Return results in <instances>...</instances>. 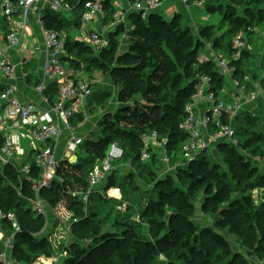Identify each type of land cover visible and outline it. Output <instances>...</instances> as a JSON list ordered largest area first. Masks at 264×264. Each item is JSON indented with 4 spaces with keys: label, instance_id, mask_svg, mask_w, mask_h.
I'll use <instances>...</instances> for the list:
<instances>
[{
    "label": "trees",
    "instance_id": "1",
    "mask_svg": "<svg viewBox=\"0 0 264 264\" xmlns=\"http://www.w3.org/2000/svg\"><path fill=\"white\" fill-rule=\"evenodd\" d=\"M84 1L68 0L74 10H83ZM129 1L132 3L136 0ZM199 1H203L202 7L207 13L215 10H219L222 13L221 19L217 24H207L198 28L199 38L198 36L196 37V34L194 35L190 26H181L177 16L166 20L160 13L156 12L150 13L145 20H142L137 12L132 13L130 19L133 28L124 32V26L122 24L117 25L109 33L108 45L101 51H95L86 43L74 40L72 37L69 40L66 36L65 51L68 53L66 59L70 62V67L74 71H88L94 65L101 70L110 69L111 76L120 88L117 93V101L120 104L119 108L128 109L127 111H129V116L123 115L120 118H130L127 122L132 127L119 128L115 113H112L108 117L110 124L106 125L103 130L101 129L102 131L98 138H85L78 146V152L80 150L81 153L76 154V162L74 164H67L66 168L64 167L65 164L62 165V169L58 173L65 177L67 185L73 186L72 183L74 182L76 185H79L82 192H85L88 188L86 183L87 174L93 168L96 161L105 156L110 143L118 142L123 148V156L118 162L129 158L132 164L140 165L142 161L141 138L155 131L160 139H167L166 151L170 156V165L174 166L181 160L182 164L177 165L174 170L175 175L179 176L181 183L177 186L173 185L172 177L174 173L166 172L167 175L161 174L156 183H159V185L171 184L173 188L159 190L158 198L152 203L151 210L142 211L143 217L148 219L149 224L151 222L160 223L161 230L165 231L169 225V223L166 224L164 222L166 218H169V222L172 223L185 219V216H177V214L169 210V207L173 206L172 210L193 212L197 195H203V200L205 201H202L200 204L201 210L204 212L209 210L207 203L208 207H214L218 211V218L215 219V222L220 229L235 232L240 227V221H245L249 226V235L244 242V245L248 247L246 251L248 258L242 254L235 253V256H229L221 264H253L252 257H255L259 261L264 260V170L255 165L250 158L260 157V160L264 161V101L259 104V109L255 116H252L247 111H242L238 114L235 120L238 147L231 146L228 143H219L217 145L216 153L223 163L222 170L221 164H218L215 158L211 159V155L207 153L199 154L191 162H185L180 159L179 150L183 143L187 141V134L179 126L185 116L184 106L191 101V96L196 90L199 75L208 74L211 76L214 91H218L223 85V77H221L218 69L211 61L199 62L197 60L205 43L210 42L214 50L230 55L232 52L231 41L236 33L244 32L247 39L252 36L250 32L246 31L248 26H258L264 29V0H243L241 2L244 4L242 12H238L241 10H238L234 3L235 0H230V3L225 6V11L222 10V3L213 4V0ZM114 11L115 7L112 4V0H103L104 19L111 21ZM59 16V14L53 12H44L42 16L43 27L60 33L61 29H64V26L61 20H59ZM78 20H80V15L77 14V18L71 25L77 27ZM225 27L226 29L223 30ZM122 33L135 38L130 44L128 52L117 55V63L110 66L104 59H114L119 46L116 36ZM186 33L188 36L184 37ZM168 37L172 41L180 42L183 46L185 45L191 49L189 52H186L181 60V64L184 66L186 72L192 73L190 78L182 86L176 84L177 80L173 77L162 79L160 83L139 84L137 81L138 77L144 80V78L149 77L151 74H157V72L164 69L159 66V62H153L151 46L145 40H142V38L147 39L152 44L161 45L163 40L168 39ZM255 52L258 55V50H255ZM138 60L141 62L138 63ZM254 60L255 56L253 53L246 51L236 64L234 76L241 78L248 74L253 78H259V73L257 75L252 73L255 69ZM142 63L144 67L141 66ZM141 68L143 71L147 69V75L141 73ZM156 74L153 77L160 80ZM262 86L264 89V78L262 79ZM46 93L54 94V91L49 88ZM132 98L144 99L143 108L132 110L128 107L126 108V103ZM48 100L54 103L56 99L48 98ZM96 103L98 105L102 104L99 99H96ZM88 106L90 107L91 104L89 103ZM89 109L90 112L91 107ZM83 119L81 114L76 115L72 121L73 126L81 123ZM223 122L226 123L227 120L224 119ZM119 137L122 140L118 141ZM149 152V159L143 162L152 163L153 165L159 163L161 170V167L164 165L159 159L158 150L151 148ZM82 153L84 154L82 155ZM176 160L177 162L175 163ZM31 162L29 175L24 177L21 183L18 181L16 173L9 168L4 169L3 176L0 175V207L5 211L12 212L16 216L21 228V232L15 236L12 251V256L17 261L20 258L28 261L35 251L40 253L46 252L45 254L47 255L51 253L50 250L47 252L44 240L39 242L31 241L29 239L30 236H28V233L36 230L37 226L38 231L43 227L42 217L40 215L34 216L35 214L32 211L30 203L35 195L32 190V180L38 177L40 171L32 159ZM225 167L228 169H225ZM73 171L79 172L80 175L78 177L72 176ZM117 172L115 167L106 178L105 181L107 183L101 188L102 191L116 186L115 182L117 180L115 176H117ZM70 178L72 181H70ZM220 179H222V182H229V184L234 182L235 190L233 191L237 193L234 200H229L226 188L220 186ZM13 186H20L22 188L20 192H17ZM62 187L59 183L54 182L48 189H42L40 196L42 199L44 194H54L57 196L56 194H59V192L64 194L70 189V187H65L66 189L64 188L65 190L62 191ZM254 191H258L260 196H262V198H259V202L253 197ZM90 198L94 199V201L104 200L97 194ZM77 201L72 202L76 209V205H78ZM80 210L82 212L81 208ZM93 213L92 210H89V215L87 213L84 214V217L79 219L76 224L82 222L81 220H93ZM131 227L130 224L120 221L119 228L122 230V233L119 237L112 232L103 231L98 234L96 232L88 234L87 238H83L86 239L85 244V240L78 241L76 238V241L72 242V245L68 249L69 256L63 260L62 264H86L87 258H90L91 255L98 256L100 254L96 264H104L102 255L107 247L105 243L113 241L118 247L123 248L125 246H123V243L128 238L127 235H131L133 231ZM252 228L259 230L263 235L261 240L251 237ZM200 233L206 237H210L211 244L213 245L212 248L219 251L218 256H223L222 253L228 250V242L221 234L211 233L208 228H203ZM178 234L175 235V240L166 234L164 242L168 240L171 245L183 248L195 237L192 227H187L183 230L182 235H184V240L182 242H178ZM95 238H99L96 244H94ZM75 244L78 247H74ZM147 244L148 241L142 239V244L140 245L142 254H139V256L134 255L131 261L128 260L130 255L123 256L124 264H143L145 259H152L150 254L154 256L158 251L153 246L148 250ZM34 246H37L36 250H34ZM201 251L200 249H196L189 250L192 254H173L172 257L167 256L166 261L161 262V264H212V258L201 254Z\"/></svg>",
    "mask_w": 264,
    "mask_h": 264
},
{
    "label": "built area",
    "instance_id": "2",
    "mask_svg": "<svg viewBox=\"0 0 264 264\" xmlns=\"http://www.w3.org/2000/svg\"><path fill=\"white\" fill-rule=\"evenodd\" d=\"M37 1L39 0H4L1 3V13L4 16L10 17L15 11L18 15V19L9 21V32L5 37L6 44L0 46V74L5 78L12 77L16 71V64L8 56L7 49L20 44L21 31L24 30L26 24L27 12ZM43 1L50 10L55 12L70 11L73 8L67 0ZM195 3L197 6H203V1L195 0ZM112 4L115 11L110 25L115 28L125 22L126 15L118 0H112ZM130 4V10L137 12L141 19L145 20L150 13L160 7L161 2L160 0H136ZM83 9L85 12L81 17L79 26V30H82V40L80 41L95 51H101L108 45V38L102 32L89 28L88 23L93 17L104 16L103 0H85ZM246 31L264 39V30L258 26H248ZM41 33L46 58L43 62V76L38 81L36 90L42 93L47 89L50 81L57 83V98L51 105L55 118L47 119L37 114L32 103L21 102L16 97V90L11 85L0 91V175L3 176L4 169L9 168L16 173L20 183L24 177L29 175L32 162L18 161L17 163L16 160H19L22 155L18 143L9 135L2 134L3 128L10 131L25 130V134L28 135L34 145L31 149L35 155L34 164L40 170L38 177L32 180V190L35 195L34 199L30 201L32 211L37 215L46 214L45 203L40 196L42 189H48L54 182L63 186L62 191L68 187L65 183V177L58 171L62 169V165L65 164L64 167L66 168L67 164L71 163L68 159L64 163L56 159L54 141L58 140L62 131L65 130L71 135L68 139L71 150L82 143L83 137L73 133L72 121L78 114L84 118L87 116L89 112L88 101L92 95L90 83L82 77L80 71L68 70L63 63L62 56L66 52L65 37L55 30L44 27H42ZM204 47L209 52L207 61H211L218 69L221 77H223V85L218 91H214L210 75L201 74L198 76L196 90L191 96V101L184 106L185 116L179 126L187 134V141L179 150V156L185 162L195 160L201 153L214 155L219 143H228L238 147V137L235 133V120L238 114L247 111L255 116L259 104L264 101V89H261L264 67L257 79L248 74L241 78L234 76L236 64L243 54L250 50L244 32H238L233 36L230 55L214 50L210 42H206ZM197 60L199 62L205 61L201 56H198ZM225 79L229 80L230 87L225 85ZM224 119L227 120L226 123L223 122ZM141 142L142 160H147L150 155L149 150L154 148L158 150L159 159L164 165L163 172L169 173L175 170L177 165H170V156L166 151L167 139H160L157 133L153 131L150 135H144ZM122 156V146L118 142L110 143L105 156L97 160L98 162L87 174L88 188L82 193L84 201L88 202L90 197L96 194L98 196L106 195L100 184L114 170ZM250 158L251 160L254 159L252 162L255 165L264 170V164L260 158ZM13 188L20 192L22 187L13 186ZM253 197L255 200L262 198L258 191H254ZM19 232H21V228L15 219V215L0 207V264H17V260L12 256V251L15 236ZM63 251L65 254L67 253L66 250ZM60 257L55 254L47 258L42 257L40 263L56 264L66 258L60 259ZM252 258L253 264H264V260L259 261L255 257Z\"/></svg>",
    "mask_w": 264,
    "mask_h": 264
},
{
    "label": "rangeland",
    "instance_id": "3",
    "mask_svg": "<svg viewBox=\"0 0 264 264\" xmlns=\"http://www.w3.org/2000/svg\"><path fill=\"white\" fill-rule=\"evenodd\" d=\"M241 2H243V0L234 1L238 10H241L238 12H242V8L244 6V4ZM216 3L224 4L222 10L225 11V6H226L225 0H217V1L213 0V4ZM213 4L211 5L215 6ZM165 16L168 17V15ZM221 16L222 13L219 10H215L210 13H207L206 10H202V12H195L190 15L191 18L195 19L193 22L190 23L186 22L185 16L180 17L179 21L181 23V26L193 27L195 23L211 25V24H217L221 19ZM79 31L80 34H82V30ZM196 31H198V28H196V30L194 31L192 29L194 35L197 34L196 37L198 36L199 38L198 32ZM251 34L256 36L254 33ZM187 36L188 35L186 33L184 37ZM123 37H125L124 43L128 45V47L124 50V52H122L125 53L128 52V50L130 49L129 46L135 37L132 38L129 35L124 36L123 34H119L116 36L118 45H120V42ZM256 37H254V39H256L258 42L256 41L254 43H258L262 45V43H264V39H259ZM142 40H145L147 44H150L153 62L154 61L159 62V66H161L164 69L163 71L157 72V74L156 73L151 74L149 77L144 78V80H141L138 77L137 81L139 84L147 85L148 83H160L162 79L171 78V77L177 80L176 84H178L179 86H182L187 82V80L190 78L192 73L186 72L184 66L181 64V60L182 57L185 56L186 52H189V50H191L189 47H186L185 45L183 46L180 42L172 41L170 37H168V39H164L161 45L152 44L145 38L144 39L142 38ZM122 53H119V47H118V51H116L114 59L109 60V58H105L104 60L110 66H113L114 64L117 63L116 61L118 57L117 55ZM191 56L193 55L191 54ZM256 57L255 59H258ZM139 62L141 61L138 60V63ZM254 64H255V69L253 70L252 73L257 75L258 64L257 62H255ZM141 66L144 67V64L142 63ZM92 67L90 68L93 69L92 72H88L87 70L85 71L81 70L80 71L81 75L82 76L84 75L87 80H89L90 78L100 79L101 78L100 72H101L104 74V76L105 74H107V77H110L114 84L116 83L110 74V69H105L100 71L97 70L95 65ZM194 68L196 67L194 66ZM146 70L147 69L143 71L142 68L140 69L142 74L147 75ZM90 74L93 75L91 76ZM96 74H98L99 76ZM109 74L110 76H108ZM154 74L159 76L160 80H158V78H154L153 77ZM224 83L225 85L230 87L229 80L225 79ZM116 87L119 88V85L116 84ZM261 89H263V86ZM92 91L95 93L96 87L92 86ZM99 99L102 104L98 105L95 102L94 106H92L91 108V111L88 112L89 115L83 119L84 121L82 123L85 126H87L86 132L92 134L93 138L95 137L98 138L100 132L104 129V127L110 124L108 117L112 113L113 114L115 113L114 115L118 122L119 128L132 127V125L127 122L128 120H130V118L129 119L120 118V116L123 115L129 116V111H127L128 109L119 108L120 104L118 103L117 98L116 99L99 98ZM143 100L144 99L142 98H132L129 100L128 103H126V108L128 107L130 110L136 108L142 109ZM80 130L81 129H79V131ZM120 140H122L121 137H119L118 141ZM33 146L34 145L32 141L29 139L28 135L26 134L23 135L18 141V148L22 152L31 150ZM211 157H212L211 159L215 158L218 164H221L222 166L221 170H222L223 163L221 161V158H219V155H217L216 153L215 155H211ZM32 160L33 161L35 160V155L32 156ZM143 161H147V160H142L140 165L132 164V161L129 158H127L125 161L123 159L120 162H117V165L115 166L118 171L117 176H115L117 180V182H115L116 186L106 191H103L106 195L99 196L101 197V199H104L102 201H94V199L91 198L88 200V202L84 201L82 197L83 192L78 190L79 185H76V183L74 182L72 183L73 186L68 185L70 189L68 190L67 193L61 194L59 192V194H56L57 196H55L54 194H44L43 199H45L44 201L46 206L45 208L46 214L40 215L42 217L43 227L41 228V230L39 229L38 231L37 229L38 226H37L36 230L28 233V236H30L29 239L31 241L39 242L41 240H44L46 245L45 248L47 252L48 250H50L51 253L47 255L45 254L46 252L40 253L35 251L30 256L28 261H25L23 258H20L17 261V264H41L40 259L42 257L43 258L51 257L53 254L61 256L60 259H63L65 257L67 258L69 256L68 249L72 245V242H75L76 238L78 239V241L82 240L85 237L87 238V235L90 234L91 232H96L98 234L103 231H109L117 235V237H119L120 234L122 233V230L119 228L120 221L130 224L132 226L131 228L133 229V231L131 235H127L128 238L125 239V242L123 243V246L124 245L125 246L123 248L118 247L113 241H109L108 243H105L107 247L105 249L104 254L102 255L103 256L102 260L104 261V264L105 262L106 264H124L123 256L130 255L128 259L129 261L132 260L134 255L139 256V254H142V250L140 249V245L142 244V239L148 241L147 244L148 250L153 246L158 251V253L154 254V256L150 254L152 259L150 258L145 259L144 262L145 264H161V262L166 261L167 256L172 257L173 254L176 255L178 253L192 254L189 252V250H196V249L202 250L201 254H205L208 258H212L213 261L212 264H221L223 261L228 259L229 256L232 255L235 256V253L240 255L242 254L244 257L248 258L246 252L248 247L244 245V242L249 235L248 224L245 221H240V227L235 232H230L227 229L224 230L220 229L215 222V219L218 218V211L215 210L214 207L211 206L208 207L207 201H206L207 208H209V210L207 212L201 210L200 204L202 201L203 202L205 201L203 200V195H199V194L197 195L196 200L194 202L193 212L182 211V210L178 211L175 209L172 210L171 208L173 206L169 207V210L173 211V213L177 214V216H185V219H180L177 223L174 222L172 223L169 222V218H166L164 222L166 224L169 223V225L168 226L166 225L167 228L165 231L161 230L160 223L151 222L149 224L147 221L148 219L143 217L142 211L151 210L152 203L158 198L159 190L161 189L168 190L173 188V186L171 184L159 185V183H156L157 179L161 174L162 175L166 174V172H163L164 166L161 165L162 169L160 170L159 163L153 165L152 163H145ZM180 161L177 162L176 160L175 161V163L177 162L176 165H181L182 162ZM252 161H254V159ZM262 163L264 164L263 160ZM225 169L228 168L225 167ZM169 173H174L172 177L173 185L175 186H177L178 184L180 185L181 180L178 175H175L176 174L175 171ZM79 175H80L79 172H74V171L72 172V176L78 177ZM220 180H221L220 186L221 187L224 186L226 188V192H228L229 195L228 197L229 200H234V198H236L237 195L236 191H233L235 190L234 182L229 184V182L227 181L222 182V179ZM70 181H72L71 178ZM106 183H107L106 181L101 182L100 184L101 188L105 186ZM133 184L135 185L134 187ZM49 199H52L53 202L52 200ZM76 200H78L77 201L78 205H76L77 209L72 204V202L74 203ZM257 202H259V200ZM80 208L82 209V212ZM89 210H92V212H94L93 213L94 215L92 216L93 220H81L82 222L76 224V222L79 219L84 217L83 216L84 214L86 213L88 214ZM34 216H37V214H35ZM182 226L185 227L182 228ZM187 227L193 228L195 237L192 238L185 247L179 248L177 246H173L171 245V243H169L168 240L164 242V236H166V234L174 238L175 240L176 239L175 235H177V233H179L178 234L179 237L177 239L178 242L179 241L182 242L184 240L183 238L184 235H182V232ZM203 228H208L211 233L221 234L226 239L229 247L228 250L222 253L223 256L222 255L218 256L219 251L215 250V248L214 249L212 248L213 245L211 244L210 237H206L205 235H202L200 233V231H202ZM263 235L259 232V230H255V228H252L251 237L261 240V238H263ZM83 240H85L84 241L85 244L86 239ZM98 241L99 238H95L94 244H96V242ZM149 242H151L150 245ZM78 244L82 246L79 242ZM34 247H35L34 250H36L37 246ZM74 247H78V245L75 244ZM63 250H66L67 253L65 254ZM100 255L98 256L91 255L90 258H87L86 264H96L97 260H99ZM63 260L62 261L60 260L56 264H62Z\"/></svg>",
    "mask_w": 264,
    "mask_h": 264
},
{
    "label": "crops",
    "instance_id": "4",
    "mask_svg": "<svg viewBox=\"0 0 264 264\" xmlns=\"http://www.w3.org/2000/svg\"><path fill=\"white\" fill-rule=\"evenodd\" d=\"M4 0L0 1V46H5L6 44V35L9 32V21L12 19H18L17 12H13V14L10 17H6L1 13V3ZM68 1V0H67ZM119 4L121 6L122 11L126 15V20L122 24L124 26V29L126 31L131 30L133 28V24L131 22L130 16L132 13L129 6L130 1L129 0H118ZM161 5L159 8H157L156 13H160L161 16L166 19L170 20L173 17H182L185 16L186 22L190 23L193 22L195 19L191 18L190 15L195 12H202L204 8L202 6H197L195 3V0H160ZM230 3V0L227 1L225 0V4L228 5ZM224 6V4H222ZM83 9V6H82ZM44 12H53L56 14H59V20H61L63 24V28L61 29V34L65 37L66 36L71 39V37L74 40H82L81 39V34L79 31V26L81 23V17L85 10H74L72 8L70 11H65V12H55L49 9V7L46 5V3L43 0L37 1V3L29 9L26 15V24L24 27V30L21 31V41L20 44L16 47H11L7 49V54L12 60L13 63L16 64V71L15 74L10 77V78H5L1 76L0 74V91H2L6 86L11 85L15 88L16 90V97L19 98L21 102H29L32 103L35 108H36V113L47 118V119H53L55 118V114L53 110L51 109V103L48 98H57V83L54 82H49L47 89L43 91L42 93L36 90V85L38 81L41 79L43 76V62L46 58V50L45 46L43 44V39H42V16ZM77 14L80 15V20H78V26L74 27L71 25L75 19L77 18ZM165 15H168L166 17ZM110 21H107L104 19V16H98V17H93L89 20L88 27L93 28L99 32H102L103 34L106 35V37L109 40V33L114 29L113 26L110 25ZM207 24H194L193 27H191L194 30L196 28H199L201 26H205ZM19 28V27H18ZM17 30H20L18 29ZM226 27L223 29L225 30ZM261 29V28H260ZM197 32V31H196ZM123 34V33H122ZM124 36L126 33L123 34ZM197 35V34H196ZM254 35L250 36L247 41L249 47H250V52L253 53V55H256L255 50H258V55L255 57L258 59H255L254 61L257 62V68H258V73L260 75L263 67H264V43L258 44L254 43L257 40L254 39ZM125 37L122 38L119 47V53L124 52V50L128 47L124 43ZM258 38V37H256ZM246 39V40H247ZM260 39V38H259ZM253 41V42H252ZM258 42V41H257ZM261 45V46H260ZM260 46V47H258ZM118 51V49H117ZM67 52L64 53L62 56V60L64 61L63 63L65 64V67L68 70H73L72 67H70V62L66 59L67 58ZM199 56H201L205 61L209 57V52L204 48L200 51ZM90 69V68H89ZM102 71L101 69H98ZM78 71V70H77ZM93 69L88 70V72H92ZM95 72V71H94ZM93 72V73H94ZM91 75V74H90ZM93 75V74H92ZM91 75V76H92ZM98 75V74H96ZM101 78L100 79H94L90 78L87 80L85 76L83 75L82 77L86 79L90 83V88L92 90V86L96 87V92L94 93L92 91V95L89 97L88 105L89 103L94 106V103L96 102V99L99 98H117V92L119 91L120 88L116 87V83L114 84L112 79L110 77H107V74H104L100 72ZM99 76V75H98ZM110 76V74L108 75ZM95 77V74H94ZM50 88L52 91H54V94L52 93H46V91ZM252 89V88H250ZM56 93V94H55ZM46 99V101H44ZM100 100V99H99ZM114 101V100H111ZM88 106V108H90ZM90 110V109H89ZM89 113H87V116ZM86 116V117H87ZM84 118V117H83ZM84 121V120H83ZM79 123V125L74 126V134L82 136L83 139L85 138H91L93 137L92 134H89V132H86L87 126H85L83 123ZM80 126V127H79ZM82 126V127H81ZM79 129H81L79 131ZM88 131V130H87ZM2 134L9 135L12 137V139L18 143L20 138L25 135V130H17V131H10L7 128L2 129ZM84 134V135H83ZM70 133L67 131H62V134L58 138V140L54 141V151H55V156L58 161L61 163L66 162V159L71 164H74L77 160V155L81 151L78 148H75L74 150H71L69 148V137ZM56 142V144H55ZM20 150V149H19ZM20 152H22L20 150ZM69 152V153H68ZM84 153H82L83 155ZM34 155L32 150L22 152L21 157L19 160L17 159L16 162H31L32 156ZM98 162V161H97ZM96 162V163H97ZM95 163V164H96ZM80 188H78L79 190ZM81 191V189H80ZM44 201V200H43ZM45 203V202H44ZM46 208V206H45Z\"/></svg>",
    "mask_w": 264,
    "mask_h": 264
}]
</instances>
